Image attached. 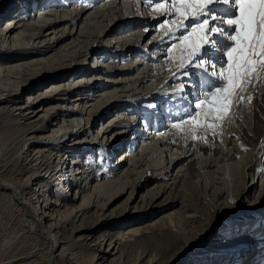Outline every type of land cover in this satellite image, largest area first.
<instances>
[{
	"label": "bare ground",
	"instance_id": "obj_1",
	"mask_svg": "<svg viewBox=\"0 0 264 264\" xmlns=\"http://www.w3.org/2000/svg\"><path fill=\"white\" fill-rule=\"evenodd\" d=\"M12 1L0 0V18L4 15L9 16L7 12L12 8L9 6ZM39 2L38 14L32 17L31 21L25 23L23 18L14 16L0 27V59L13 64L8 66L0 64V111L18 117L22 120V124L30 130L21 141L20 148L24 154L22 159L26 166L32 167L33 181L42 179L40 187L34 188L33 192V188L27 190L31 188L30 180L21 187L20 182L9 183L0 174V195H6L15 201L21 215L26 217L27 230L25 232L30 238L27 243L22 242L4 251L3 254L7 256L0 260V264H55L54 259L58 249L61 252L64 249L61 246L64 243L60 234L61 227L73 222H75V226L72 227L73 234H83L80 236L82 239H79L80 241L89 242L93 239L94 233L101 226L111 225L104 221L111 214L102 213V216L93 219L95 208L101 206L104 209L106 206L107 202L100 200L104 190L109 189V192L117 193L115 198H111L114 202L120 194L130 189L127 199L132 202L134 184L129 183L130 176L137 172H134L136 169L141 168L143 158L145 159L153 148L156 150L157 145L160 147V152L164 151L166 163L163 164L162 158L161 162L159 161L161 164H155L158 162L155 161L154 165H148L147 170H153V173L149 180L142 181V186L172 177L170 183L151 185L147 193L152 202L161 196L173 200L172 190L177 189L179 178L186 177L185 168L179 164L188 157L191 149L172 153L173 148L165 143V138L175 137L176 133L172 131L176 129L188 135L190 126H194V129L203 127L217 129L219 132L213 137L214 141L209 139L206 144H201L204 149L209 147L207 150L211 152L201 161L204 169H208V173H228L231 170L230 166L243 164L244 174L250 176L251 181L245 182L244 176V180L236 185L235 188L241 187L237 190H241L238 202H243L255 191L257 186L255 177L261 179L258 192L253 194L254 202L245 206L251 212H247L244 208L243 211L237 213V218H245L247 217L245 215L249 213H254L251 216L264 214V144L254 156L249 151L252 144L251 133L254 132L261 139L264 132V121H261L264 113V84H262L264 83V72H258L250 83L243 84L234 90L231 106L225 116L218 117L213 114L206 118L204 112L207 109L204 108L199 110V116L190 120L192 123L187 121L178 127L167 123L168 131L166 128L151 129L149 123L145 124V129L133 135L134 145L128 150L124 149L122 155L114 159L112 170L108 171L104 168L98 174L92 175V169H81L82 154L72 157L73 165L67 169L64 157L68 152L74 153L75 148L90 151L101 139L105 138L108 144H112V140L118 138L119 142L123 143L127 138L126 133L128 131L132 133L136 129L135 124L138 118L133 117L132 121L135 122L133 124L130 123L131 120H127L129 111L125 109L126 104L132 101L142 102L146 99H153L156 96L150 93L153 89L159 90L167 84L179 82L182 79L178 77L172 80V73L177 71L181 59L180 48H173L170 60L166 59L169 56L168 52L158 51V48L174 39L170 36H162L164 32L169 31V27H175V22L180 17L169 16V24L162 28L158 27L167 13L164 9L157 10V0H153L151 5L147 4V7L142 0H89L90 3L83 2V0H40ZM28 3L26 1V4ZM165 9L174 12V7L170 8L169 5H165ZM24 25L25 28L21 29ZM63 37L74 39L61 41ZM80 38H84L81 40L83 45L80 51L73 55V51L68 49L76 46V41ZM87 59L91 61L87 63ZM148 61L152 63L149 64ZM139 66H142L140 71L134 72ZM21 69L31 72V77H14L9 74ZM98 71L112 72L115 76L101 77L96 75ZM96 81L100 83H95ZM192 90L195 91L193 88ZM23 91L32 94H27L21 102ZM203 99L210 102L213 98L205 96ZM114 110H116L114 113L116 116H112V119L107 117ZM93 114H97L94 122L108 118H106V121L108 120L106 123H100L101 127L96 131V135L89 134L93 127V122L89 124V118ZM199 117H202L204 121ZM39 122L42 125H38ZM49 124L51 127L48 128V132L43 133ZM161 129L162 132H160ZM110 132L112 135L109 140L107 134ZM88 136L90 139L87 140ZM233 136L235 139H231ZM115 146L113 144L110 151H115ZM61 152L66 154L61 155ZM100 158L103 160L104 155L102 154ZM158 167H160L159 172L156 170ZM173 168L176 169L173 171ZM171 172L173 173L169 174ZM139 173L140 178L137 182L141 181L143 171ZM254 174L255 177H253ZM110 175L113 176L112 179L100 181ZM226 177L221 178L223 180L220 182H217L218 178L215 183L225 187V184L222 185L221 182ZM119 179L120 181L117 182ZM83 182L84 185H82ZM60 184H62V189L63 186L68 191L69 188L74 189V196L70 198L72 204L68 208L66 204L60 205L45 196V191L52 196L58 194L54 188ZM223 187H218L217 190L214 189L216 191L210 193L219 197L222 193L228 195L232 192L229 188L226 190ZM39 195L45 197L43 205H41L42 200L38 199ZM141 198L144 199V195H141ZM171 202L173 201H170L167 206L165 204H158V206L167 208L172 205ZM92 209H94V214L88 216ZM68 211L70 217L73 214V219L70 218V221L68 218L60 219L63 223L58 222L55 215L60 216ZM193 211L196 212V210ZM183 215L172 211L163 215L160 218L162 221L158 219L145 226L132 229L131 233L141 236L137 238L134 245L138 250L137 256L131 258L128 264H182L184 260L187 261L195 255L198 243L202 240L206 230L195 235L188 225L182 227L187 223L186 220L190 219L189 216H184L188 219L183 218ZM88 217L93 218L91 220L87 219ZM89 221L93 223L88 225ZM234 231L224 232V235L229 233L228 236L225 235L209 245L210 250L200 251L204 253L195 260L199 263L203 260L210 261L208 264H221L225 259L222 249L234 248L237 240L245 239L243 246L236 248L234 257L239 256V264L243 257L247 258L248 264L249 260L254 263L255 256L259 252H250L251 233L250 235L248 233V235H241V233L232 235ZM112 236L110 234L99 236L100 241L94 243L99 248L94 247L93 252L103 253L101 247L105 239L110 240L109 247H111L112 243L116 242L111 239H117ZM235 237L238 238L235 239ZM179 241L184 243L180 244ZM257 241L264 242V239L259 237L254 242ZM114 247L106 251L107 255H110ZM209 251H222L218 252L220 254L217 256L219 259L217 262L213 260L214 257H205V253L208 254ZM147 256L146 262L142 263V259ZM227 258L229 260L231 256ZM105 260H107L106 255L97 258L94 264H103ZM234 260L231 259V261ZM111 264H114V261Z\"/></svg>",
	"mask_w": 264,
	"mask_h": 264
},
{
	"label": "rangeland",
	"instance_id": "obj_2",
	"mask_svg": "<svg viewBox=\"0 0 264 264\" xmlns=\"http://www.w3.org/2000/svg\"><path fill=\"white\" fill-rule=\"evenodd\" d=\"M26 1H28L29 3L26 4ZM26 1L22 2V0H13L11 5H9V6H12V8L9 9V11L7 12L9 13V16L4 15L0 18V27L4 26L7 20L13 19L14 16L23 18L25 23L31 21L32 17L38 14V10L40 9L39 7L40 0H32V2H30V0H26ZM83 2L90 3L89 0H83ZM36 6H37V10H36L37 12L32 14L30 9ZM130 26H133V25H130ZM134 26H136V24H134ZM24 28H25V25L21 29H24ZM167 32H164L162 37H164ZM68 39H74V38L63 37L61 41H66ZM83 39L84 38H80L78 41H76L77 42L76 46L74 45L73 47L68 49V50L73 51V55L77 54L80 51L81 46L83 45L81 40ZM171 41L166 42L161 48H158V51L167 52V48L169 44L171 43ZM79 44H80V47H78ZM88 61L90 62L91 60L87 59L86 62L88 63ZM148 62H143V63H148ZM150 63L152 62H149V64ZM0 64L3 66L13 65L11 63H7L4 59H0ZM142 66H139V68L135 69L134 72L137 73L138 71H140V67L142 68ZM100 72L98 71L96 75L101 76V77H114L115 76V74L112 72L111 73L102 72V71ZM30 73L31 72L23 71L21 69V70H17L9 74L14 77H31ZM95 83H100V82L96 81ZM181 83H183L182 79L179 82L167 84L166 86H163L159 90L155 88L152 90V92H150L151 94L156 95L154 96L153 99H146V100H143L142 102L132 101L125 105L126 111L127 110L129 111L127 120L128 119L130 120L131 118H132L131 120H133V116L135 117L137 116L136 118H138V123L136 122L135 124L136 129L133 130L135 133L141 132V129H144L142 124L144 122H147L150 117L156 116L158 112H159L158 114H160L163 111L164 103L172 107V111L183 110V112L185 113L186 111L189 110V105L192 104L193 99H190L189 95L186 97L183 96V94L180 91ZM188 88L189 87H187L186 89L188 90ZM19 91L21 92L22 88ZM190 91H193V90L191 89ZM27 94H32V93L23 91V93L21 94V100H20L21 102L23 101V99L26 97ZM170 101H174V102L171 103ZM207 101L208 100H205V103L208 104L209 101L208 102ZM64 103L69 104L68 102H64ZM115 112L116 110L111 111V113L107 115V117L112 119L113 117L116 116L114 114ZM149 114H150V117H149ZM96 115L97 114H93L89 118L90 119L89 124L93 122V127L91 128L92 132H89V134L93 133L96 135V131H98L99 128L101 127L100 123L101 122L106 123L108 121V120L106 121L107 117H105L104 119H98L97 122L96 121L94 122ZM179 118H183V114ZM200 118L202 121H204L202 117H199V119ZM176 120L166 119V123H170L173 125V123H175ZM53 121H57V120H53ZM261 121L262 122L264 121V113L262 114ZM189 123H192V121H189ZM126 124L128 126V123ZM38 125H42V124L40 123ZM50 127H51L50 124L47 125V129H45V132L43 133H47L48 128ZM164 128H166V130L168 131L167 125H165ZM189 128H190L189 129L190 131L188 135H184L186 133L184 132L182 133L176 129L175 131H172V133H176L175 137L165 138V143H167V145H170V147L173 148V150H171L172 153H174L175 151L176 153L180 151H184L183 149L185 150L191 149L188 157H186L179 164L180 166H183L185 168L186 177H181V179L179 178L177 182V185H178L177 189L172 190L171 196L173 197V200L169 198L167 199L165 196H161L158 200L152 202L150 201V195L147 193V190L150 189L151 185L156 184V183H159V184H163L167 182L170 183L172 181V177L170 179L167 178L166 180L160 179L157 181H153V184L149 183L146 186L145 185L142 186V181L145 180L146 182L147 180H149L150 175H152L153 173L152 172L153 170H150V169L147 170L148 165L149 166L154 165L155 161H158L155 164H161L160 162L162 158H163L162 161H164L163 164L166 163L165 153L164 151L160 152V149H159L160 147L157 145L156 150H153L154 149L153 148L151 150L152 152L149 151V154L145 156V159L143 158V162H142L143 165L141 166L142 169L139 168L134 171V172L137 171L138 173L139 171H143L141 181L137 182L138 179L140 178V173L138 174L136 172L135 174H132L130 176L131 181L129 183L134 184V192H133L134 194L132 196L133 201L131 202V200L127 199L130 189H127V191L120 194V196L114 202L111 198L113 197L115 198V195L117 193L114 191L109 192L110 191L109 189H105L104 192L102 193L103 196H100V200H102L103 202L106 201L108 204L106 203V206L104 209H102V207L100 206V207L95 208V211L94 209H92L90 213L88 214V216H90L94 211L95 213V214L93 213L94 218L93 217L87 218L91 220L92 218L96 219V217L102 216L103 215L102 213L111 214V216L109 215V217L104 220L108 222V224H111V225L101 226L98 229V231L94 233L93 239H90L89 242L80 241L82 240L80 239L81 238L80 236L83 234H76V233L73 234L72 227L75 226V222H73L70 225L66 224L65 227L63 226V228L61 227L60 234L64 240V243H62L63 245L61 246L64 249L62 250V252L60 249H58L55 259H54L55 264H94L97 258H100L105 255H106L107 260H105L103 264H111L113 261H114V264H128L131 258H134L137 256L138 250L135 249L134 245L137 241V238L141 236V235L140 236L135 235L134 233H131L130 231L132 229L145 226L146 224H150L151 222H154L160 219L163 215L165 216L167 213H170L172 211L180 213L181 216L184 214L183 218H187L184 216H189V218L192 219V220L189 219L190 221L186 220L187 223L183 224L182 227L188 225V227L192 229L191 231L195 232L194 233L195 235H198L199 232H204V230H206V233L204 234L202 240L199 241L198 243V247L195 250L197 251L195 255H193L187 260V261L190 260V262H187L186 260H184L182 264H188V263L189 264H202L203 262H206V264H208V262L210 261L202 260L199 263L198 260H195V259H198L199 258L198 256L201 257V254L204 253L200 251L202 250L208 251V249L210 248L208 247L209 245H212V243H214L216 240L222 239L225 235L228 236L229 233H226L225 235L223 234L224 232H227L228 230L234 231L235 229V231L231 233L232 235H237L240 233L241 235L247 234V233L250 235L251 233L250 240L252 241L249 242V247H251L250 249L251 253L255 251L259 252L261 248L264 249V242H258V241L254 242L256 239L258 240L259 237L261 239H264V214L261 213V214H257L256 216H251L254 213H249L247 215H245V213H242V215H245L247 217L237 218V213L239 211H243L245 206H249L248 203L254 202L253 194H256L258 192L261 179L258 177H255V174H254L253 177H255V181H257V186L255 188V191L252 192L247 199H244L243 202L241 203L238 202L240 195H241L239 192L241 190L239 191L237 190L241 187L235 188L236 185H238L239 182L244 180L243 179L244 176H245V182L249 183L251 181L250 176L244 174L243 164H240L239 166L238 165L230 166L231 170L228 173H220V174H215V173L213 174L210 172L208 173V169H204V166L202 164L203 162L201 161H202V158L211 154V152L207 150V148L209 147L204 149L201 147V144L203 143L206 144V141L209 139L214 141L213 137L217 136L219 132H217L218 131L217 129H207L205 127L200 128V129H194L195 128L194 126L192 127L190 126ZM29 131L30 130L28 129V127L22 124L21 119L0 111V174L2 178L7 180L9 183L20 182L21 187H23L30 180L31 188H28L27 190L33 188L32 189L33 191L34 188L40 187L39 185L42 179L33 181V177H31L33 173V169L32 167L28 165L26 166V164L24 163V160L22 159L24 154L22 153L21 148H20L23 137H25ZM133 131L132 133L131 132L129 133V131L126 133L127 138L125 139L123 143H120L119 138H118V139L112 140V144H108L107 143L108 140L106 141V138H105V139H101V141H99L93 148H91L90 151H85L83 148L81 149L75 148L76 150L74 149L75 150L74 153L68 152L66 154L65 152H61V155L62 154L67 155L64 157L65 165H67V169H70L71 166L73 165L71 163L72 162L71 158L82 154L83 158L81 160H83V162L81 163V169H84V170L92 169L93 171L92 175L98 174L100 171L104 170V168L105 170L107 169L108 171L112 170V166H113L112 163L114 159L122 155V152H124V149L128 150L129 147L134 145V141L132 140V137L134 135ZM263 134L261 135V139H259V137L255 135L254 132L251 133L252 135L251 143L252 144L249 148V151L253 154V156L257 153L258 149L264 144ZM111 135H112V132L108 133L107 139L109 138L110 140ZM88 139H90L89 136L87 137V140ZM231 139H235V136H233ZM113 144L116 145L114 147L115 151L114 150L110 151ZM116 149H119V150L116 151ZM150 153L152 155H150ZM102 154L104 155L103 160H101L100 158ZM158 158L160 159L158 160ZM56 160L57 159H55V161ZM260 162L261 161H259V163ZM146 163H148L147 166H146ZM155 166L157 167L160 165H155ZM175 169L176 168H173V171ZM156 170L159 172L160 167L156 168ZM172 173L173 172L169 174H172ZM224 176H227V177L221 183L222 185L225 184V187L220 186V184L215 183L218 178L219 179L217 182H220L221 180H223L221 178H223ZM112 178L113 176L111 175L105 176L104 178L100 179V181L105 180V179L108 180ZM119 181L120 179L117 180V182ZM84 182L82 183V185L86 183ZM63 185H65V183ZM116 186H118V184ZM64 187L65 186H63V189H62V184L58 185V187H55L54 190H56L58 194H53V196L48 194V192L46 191L44 193H45V196H47V198L54 200L55 202H58L60 205L66 204L68 208L72 204L70 201V198L74 196V191H73L74 189L69 188V191H68V189L67 188L65 189ZM207 187L209 190L207 189ZM218 187H223L226 190L229 188V190H231L232 192L228 195L227 193H222L221 196L217 197L218 195H216L215 197L210 192L216 191L217 190L216 188ZM250 192L251 190L249 191V193ZM141 195H144V199L141 198ZM38 199L42 200L41 205L45 203V201H43L45 199L44 196L39 195ZM170 201H173L171 202L172 205L170 207L161 208L160 206H158V204L159 205L165 204V206H167V204H169ZM187 207L191 209L188 210ZM245 209L247 212H251L249 208L246 207ZM193 210H196V212ZM25 218L26 217L24 215L23 216L21 215L14 200L10 199L8 196L6 197V195H3V196L0 195V260H3L7 256L6 254L4 255L3 253L8 248L14 247L16 245L18 246L19 244H22V242L27 243L28 242L27 240L30 239L27 232H25L27 230V225H25ZM55 218L57 219L58 222H62L60 221V219H66V218H68V221H70V218L73 219V214L70 217L69 211H68L66 212V214L64 213L63 215H60V216L59 214H56ZM133 219L137 221L133 222L132 221ZM159 221H162V219H160ZM193 221L195 222L193 223ZM243 222H245L246 224H244ZM76 223L78 224V221ZM91 223H93V221L92 222L89 221L87 224L90 225ZM220 227L222 228L219 229ZM103 234L113 235L112 237H115L117 239H111V240H115L116 242H113L111 247H109L110 240L105 239L103 242V246L101 247L103 250V253H101L100 251L93 252L94 247L99 248L98 245L95 246L94 243H96V241L97 242L100 241L98 237L101 235L103 236ZM236 238L238 237H235V239ZM183 241H179L180 244H183L184 243ZM244 243H245V239H239L237 240L234 248L231 247L228 250L222 249L224 250L223 254L225 256L224 255L223 256L225 257V259L221 262V264H239L240 263L239 256L237 255L236 257H234L235 255L234 253H236V248L243 246ZM113 246L115 247L109 253L110 255H107L108 252L106 253V251L110 250ZM157 247H159V244H157ZM218 252H222V251H217V252L209 251L208 254L205 253V257L206 258L214 257L213 260L217 262L219 260L217 259V256H219L218 254H220ZM229 255L231 256V258H229L228 260L227 256ZM144 258L142 259V263L146 262V260L148 259V256ZM232 258L235 260L231 261ZM255 259L256 261L254 263L252 260L251 262L249 260V264H258L257 260L259 258L257 259L255 257ZM227 260L230 263H228ZM246 260L247 258L245 259V257H243L241 264H244V263L248 264Z\"/></svg>",
	"mask_w": 264,
	"mask_h": 264
},
{
	"label": "snow or ice",
	"instance_id": "obj_3",
	"mask_svg": "<svg viewBox=\"0 0 264 264\" xmlns=\"http://www.w3.org/2000/svg\"><path fill=\"white\" fill-rule=\"evenodd\" d=\"M156 7L167 13L158 27L168 25L169 16L180 17L166 33L174 38L166 59L172 58L173 48H180L172 80L182 78L185 97L187 87L196 91L189 110L172 126L194 120L204 108L206 118L225 116L234 90L264 72V0H157ZM205 96L213 98L207 105Z\"/></svg>",
	"mask_w": 264,
	"mask_h": 264
}]
</instances>
